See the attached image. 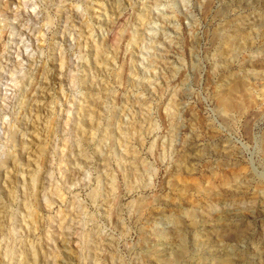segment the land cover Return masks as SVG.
I'll use <instances>...</instances> for the list:
<instances>
[{
	"label": "clouds",
	"instance_id": "9594fccd",
	"mask_svg": "<svg viewBox=\"0 0 264 264\" xmlns=\"http://www.w3.org/2000/svg\"><path fill=\"white\" fill-rule=\"evenodd\" d=\"M0 264H264V0H0Z\"/></svg>",
	"mask_w": 264,
	"mask_h": 264
},
{
	"label": "rangeland",
	"instance_id": "374dc122",
	"mask_svg": "<svg viewBox=\"0 0 264 264\" xmlns=\"http://www.w3.org/2000/svg\"><path fill=\"white\" fill-rule=\"evenodd\" d=\"M97 7H99V5H97ZM93 15H100V16L103 17V13L102 12L101 13H93ZM111 15H112V12H111V10H109V16H111ZM103 20L106 22L108 20V17H103ZM93 23L96 24L97 21L93 20ZM101 26H103V24ZM77 27H80V25H77ZM97 35H99V33H97ZM74 40H75V38L73 36H67V37L60 36V37H57V42H61V46L64 47L65 51L68 50L67 45L73 44ZM97 43H99V41H97ZM80 45L83 46V49L86 52H90L92 54H93V51H94V47H96V45H94V44H89V42L87 40L80 41ZM190 56H191V52L189 51L188 57L190 58ZM92 57H93V55L91 56V59L93 61ZM128 59H129V57H123L122 56L121 57V62H126ZM57 68H59V65H57ZM226 78L227 77H225V79ZM57 79H59V77H57ZM176 79H179V76H177ZM200 79L202 81L203 80V76H201ZM208 87L210 89H214L215 88V84L214 83H210L208 85ZM175 182L177 184L182 185V186L183 185H188L190 187H194L195 185L200 183V180H199V177H197V176H192V177L184 176V175L180 174V170L178 169V174L176 176ZM208 183L211 184V181L209 180ZM173 203H176V201H173ZM188 203H189V205H191L193 203L192 199H189ZM36 211H37V213H40V209L39 208H37ZM44 211H46V209ZM57 247H64V245L61 242V244L57 245Z\"/></svg>",
	"mask_w": 264,
	"mask_h": 264
},
{
	"label": "bare ground",
	"instance_id": "6f19581e",
	"mask_svg": "<svg viewBox=\"0 0 264 264\" xmlns=\"http://www.w3.org/2000/svg\"><path fill=\"white\" fill-rule=\"evenodd\" d=\"M95 51H96V47H94V51H93V61L95 60Z\"/></svg>",
	"mask_w": 264,
	"mask_h": 264
}]
</instances>
